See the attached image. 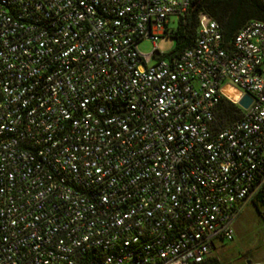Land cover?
<instances>
[{
	"label": "built area",
	"instance_id": "obj_1",
	"mask_svg": "<svg viewBox=\"0 0 264 264\" xmlns=\"http://www.w3.org/2000/svg\"><path fill=\"white\" fill-rule=\"evenodd\" d=\"M192 1L0 0V264H190L234 239L264 189V21L230 46L200 13L169 58Z\"/></svg>",
	"mask_w": 264,
	"mask_h": 264
},
{
	"label": "trees",
	"instance_id": "obj_2",
	"mask_svg": "<svg viewBox=\"0 0 264 264\" xmlns=\"http://www.w3.org/2000/svg\"><path fill=\"white\" fill-rule=\"evenodd\" d=\"M200 13H206L216 20L222 30L225 41L231 46L236 33L251 20L264 21V0H193L185 16L178 19V27L171 29L169 35L176 39V46L169 58L179 57L187 48L194 45L199 26ZM243 110L227 98L220 102L221 121L226 124L239 118ZM256 206L264 205V189L252 200ZM92 252L82 258L81 264H87ZM190 264H226L216 255L208 256L202 262Z\"/></svg>",
	"mask_w": 264,
	"mask_h": 264
},
{
	"label": "rangeland",
	"instance_id": "obj_3",
	"mask_svg": "<svg viewBox=\"0 0 264 264\" xmlns=\"http://www.w3.org/2000/svg\"><path fill=\"white\" fill-rule=\"evenodd\" d=\"M169 28L178 27V18L173 16ZM176 39L170 35L163 36L158 45L163 53H170L175 48ZM143 54L153 50L152 42L144 40L139 44ZM153 59L152 61H154ZM229 94V93H227ZM235 236L230 241H217L215 250L211 255H216L226 264H249L264 258V205L256 206L250 203L242 210L234 224Z\"/></svg>",
	"mask_w": 264,
	"mask_h": 264
},
{
	"label": "water",
	"instance_id": "obj_4",
	"mask_svg": "<svg viewBox=\"0 0 264 264\" xmlns=\"http://www.w3.org/2000/svg\"><path fill=\"white\" fill-rule=\"evenodd\" d=\"M156 54L159 55V52H157ZM251 102V97L249 95H244V97L240 100L239 103L243 108L247 109L250 106ZM248 263L251 264L250 261Z\"/></svg>",
	"mask_w": 264,
	"mask_h": 264
},
{
	"label": "bare ground",
	"instance_id": "obj_5",
	"mask_svg": "<svg viewBox=\"0 0 264 264\" xmlns=\"http://www.w3.org/2000/svg\"><path fill=\"white\" fill-rule=\"evenodd\" d=\"M225 91L226 93H229L228 95L233 97L234 99H238L240 96L239 92L233 87L228 86L225 88Z\"/></svg>",
	"mask_w": 264,
	"mask_h": 264
},
{
	"label": "crops",
	"instance_id": "obj_6",
	"mask_svg": "<svg viewBox=\"0 0 264 264\" xmlns=\"http://www.w3.org/2000/svg\"><path fill=\"white\" fill-rule=\"evenodd\" d=\"M261 261H264V258H263V260H261ZM251 262V261H250ZM259 262V261H258ZM251 264H252V262H251Z\"/></svg>",
	"mask_w": 264,
	"mask_h": 264
}]
</instances>
